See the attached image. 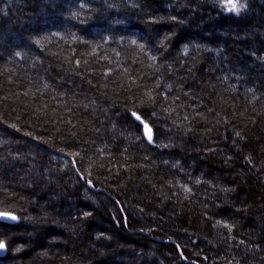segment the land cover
Instances as JSON below:
<instances>
[{
  "label": "trees",
  "instance_id": "1",
  "mask_svg": "<svg viewBox=\"0 0 264 264\" xmlns=\"http://www.w3.org/2000/svg\"><path fill=\"white\" fill-rule=\"evenodd\" d=\"M239 2L0 0V264H264V0Z\"/></svg>",
  "mask_w": 264,
  "mask_h": 264
},
{
  "label": "snow or ice",
  "instance_id": "2",
  "mask_svg": "<svg viewBox=\"0 0 264 264\" xmlns=\"http://www.w3.org/2000/svg\"><path fill=\"white\" fill-rule=\"evenodd\" d=\"M217 3L219 4V7L221 9V11L226 12V13H234L236 15H239L240 12L244 9L245 5L241 4L239 2V0H217ZM175 19V18H173ZM133 44H135V41H132ZM141 50H143V46L141 45ZM17 55H19V53H17ZM153 61L156 60V57H152L151 58ZM159 86V85H157ZM132 116L135 118L136 121H140L143 125L144 128L147 131V139L150 142L152 140V133H151V129L150 127L143 121L142 117L140 115H138L136 112H132ZM88 184L91 185V180L87 181ZM186 191H190V189H185ZM87 215V213H86ZM18 217L15 215H12L10 212H0V220H12L15 221L17 220ZM218 224H220L221 222H217ZM223 227H228L229 229L231 228L230 225L224 223L222 225ZM7 249V245L4 241L0 240V251H5Z\"/></svg>",
  "mask_w": 264,
  "mask_h": 264
},
{
  "label": "water",
  "instance_id": "3",
  "mask_svg": "<svg viewBox=\"0 0 264 264\" xmlns=\"http://www.w3.org/2000/svg\"><path fill=\"white\" fill-rule=\"evenodd\" d=\"M149 126V125H148ZM150 127V126H149ZM151 129V128H150ZM151 133H152V140L150 141V143H152L153 142V132H152V129H151ZM145 134H146V138H147V131H146V129H145ZM148 140V139H147ZM92 186V185H91ZM5 254H6V250L5 251H0V255L1 256H5Z\"/></svg>",
  "mask_w": 264,
  "mask_h": 264
},
{
  "label": "bare ground",
  "instance_id": "4",
  "mask_svg": "<svg viewBox=\"0 0 264 264\" xmlns=\"http://www.w3.org/2000/svg\"><path fill=\"white\" fill-rule=\"evenodd\" d=\"M1 256V255H0Z\"/></svg>",
  "mask_w": 264,
  "mask_h": 264
}]
</instances>
